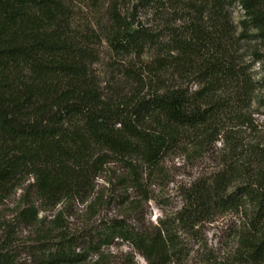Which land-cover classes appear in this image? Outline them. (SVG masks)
Instances as JSON below:
<instances>
[{"label":"trees","instance_id":"1","mask_svg":"<svg viewBox=\"0 0 264 264\" xmlns=\"http://www.w3.org/2000/svg\"><path fill=\"white\" fill-rule=\"evenodd\" d=\"M214 1L219 7L224 0ZM236 1L249 18L244 23L253 22L264 38V0ZM71 29L70 11L61 0H0V199L25 175L34 177L38 201L54 206L83 195L90 178L103 171L109 153L125 161L130 174L122 179L125 184L141 188L147 171L156 173L188 131L211 135L208 128L223 107L212 94L239 77L223 57L205 58V87L192 93L158 90L136 101L131 111L114 108L90 74V51ZM197 37L209 40L202 30ZM188 49L179 51L178 66L197 55L196 48ZM156 62L160 67L167 64L164 58ZM208 140L202 138L200 147ZM237 150L240 146L232 147L230 163L212 179H196L186 188L185 202L173 220L148 225L106 219L81 237L37 242L30 246V255L36 264H88L91 255L103 259L104 247L122 241L146 264H172L182 262L188 252L180 228L191 232L219 214L251 211L249 229L238 234L235 255L242 264H262L264 149L252 146L244 156ZM130 208L136 210V202ZM23 214L36 222L35 203ZM13 263L8 250L0 249V264Z\"/></svg>","mask_w":264,"mask_h":264},{"label":"rangeland","instance_id":"2","mask_svg":"<svg viewBox=\"0 0 264 264\" xmlns=\"http://www.w3.org/2000/svg\"><path fill=\"white\" fill-rule=\"evenodd\" d=\"M61 1L70 11L71 31L90 51V74L114 108L131 111L136 101L158 90L182 88L192 93L205 87L201 65L205 58L223 57L237 68L239 77L212 94L223 107L217 123L208 128L211 135L188 131L156 173L147 171L141 188L125 184L122 179L130 176L126 163L111 153L83 195L58 205L38 201L36 181L25 175L11 194L0 199V249L8 250L13 264H36L29 253L33 244L62 235L81 237L106 219L148 225L173 220L185 202L186 188L196 179H212L230 163L233 146H240L236 151L240 156L252 146L264 149V38L253 22L244 23L249 18L238 1L224 0L219 7L214 0ZM200 30L208 34V42H200ZM186 46L196 48L197 55L178 66L179 51ZM158 58L167 60L165 67L158 66ZM202 138L209 139L204 148ZM132 201L138 206L133 211ZM32 203L38 211L34 223L23 214ZM250 212L219 214L191 232L180 228L188 252L182 262L172 264H242L235 255L238 234L249 229ZM260 228L264 230V220ZM102 256L91 255L87 263L146 264L122 241L104 247Z\"/></svg>","mask_w":264,"mask_h":264}]
</instances>
